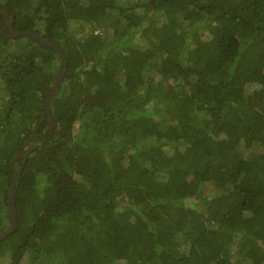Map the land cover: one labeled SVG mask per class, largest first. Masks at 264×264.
I'll return each mask as SVG.
<instances>
[{
	"label": "trees",
	"instance_id": "obj_1",
	"mask_svg": "<svg viewBox=\"0 0 264 264\" xmlns=\"http://www.w3.org/2000/svg\"><path fill=\"white\" fill-rule=\"evenodd\" d=\"M0 4V264H264V0Z\"/></svg>",
	"mask_w": 264,
	"mask_h": 264
},
{
	"label": "water",
	"instance_id": "obj_2",
	"mask_svg": "<svg viewBox=\"0 0 264 264\" xmlns=\"http://www.w3.org/2000/svg\"><path fill=\"white\" fill-rule=\"evenodd\" d=\"M0 7L4 12L5 18L7 19V20H5V25L8 26V32L2 34L4 37H6L8 39H14V38L23 37V36L31 37L32 39L37 41L39 44L55 49L59 58H60L59 70L57 72V75L55 77L53 84L51 85L49 91L47 92V94L45 96V99L43 102V110H42V115H47V117H48V129L50 131L53 129H56V123L54 122L52 112H51V108H50V101H51L52 97H54L57 94V92L59 91L61 81L64 77V74H65V71H66L67 65H68L67 58H66L63 50L61 49V47L57 43L52 42L49 39L45 38V36L42 35L41 33L31 32V31H17V30H15L12 26V20H11L10 13L8 12V10H6L4 7H2L1 4H0ZM36 146H37V144L31 140L29 145L24 150L16 153L12 157V159L10 160V167L12 168L13 179L10 183L9 188H8L7 200H8V209L10 211L11 223L7 229L0 232V241L2 239H4L5 237H7L12 232H14L16 229V224H17L16 223V208H15V190H16L15 185L18 182V179L16 178V176L19 174V170L16 171L14 169V161L16 159H19V158L26 159L27 156L29 155V153Z\"/></svg>",
	"mask_w": 264,
	"mask_h": 264
}]
</instances>
